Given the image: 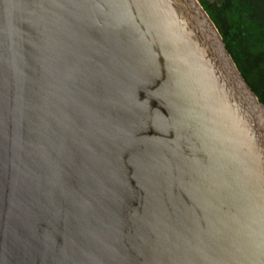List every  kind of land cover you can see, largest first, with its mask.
<instances>
[{
	"label": "water",
	"instance_id": "95a60500",
	"mask_svg": "<svg viewBox=\"0 0 264 264\" xmlns=\"http://www.w3.org/2000/svg\"><path fill=\"white\" fill-rule=\"evenodd\" d=\"M0 264H264V105L198 0H0Z\"/></svg>",
	"mask_w": 264,
	"mask_h": 264
},
{
	"label": "trees",
	"instance_id": "16d2710c",
	"mask_svg": "<svg viewBox=\"0 0 264 264\" xmlns=\"http://www.w3.org/2000/svg\"><path fill=\"white\" fill-rule=\"evenodd\" d=\"M246 83L264 105V0H198Z\"/></svg>",
	"mask_w": 264,
	"mask_h": 264
}]
</instances>
